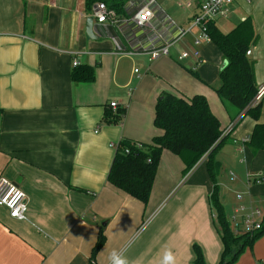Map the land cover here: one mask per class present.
Instances as JSON below:
<instances>
[{"label": "crops", "instance_id": "obj_1", "mask_svg": "<svg viewBox=\"0 0 264 264\" xmlns=\"http://www.w3.org/2000/svg\"><path fill=\"white\" fill-rule=\"evenodd\" d=\"M156 1L160 19L169 16L180 26L198 11L197 0ZM187 1L194 3L191 8L180 6ZM97 3L0 0V176L28 197L27 220L11 217L0 205V264H91L101 231L105 242L95 264H112L113 251L129 264H161L166 251L173 264H196V245L207 264H219L224 245L210 203L213 182L206 161L185 174L182 159L165 150L144 203L108 182L112 145L121 139L149 144L161 134L154 124L161 93L202 94L226 128V140L216 151L226 214L244 204L258 207L264 217V183H247L250 174L264 175V148L256 151L242 141L257 121L244 116L233 127L241 115L236 117L237 110L216 91L227 59L211 40L200 46L196 68L193 56L181 58L192 49L197 29L167 56L151 60L146 52L122 53L119 41L130 48L132 36L142 38L140 29L123 22L130 7L117 13L114 24L94 17L90 37L86 22ZM229 11L215 21L224 32L251 17L258 33L249 56L264 123V0H234ZM75 60L94 67L93 81L73 80ZM112 101L125 108L119 122L105 119L117 111ZM234 264H264V234Z\"/></svg>", "mask_w": 264, "mask_h": 264}, {"label": "trees", "instance_id": "obj_2", "mask_svg": "<svg viewBox=\"0 0 264 264\" xmlns=\"http://www.w3.org/2000/svg\"><path fill=\"white\" fill-rule=\"evenodd\" d=\"M95 2H105L120 13L124 11L128 0H86L88 7ZM208 32L211 41L228 61L220 71L221 84L216 91L226 106L237 110L236 117L241 115L238 121H234L233 127L244 116H251L257 121L249 144L253 150L262 149L264 123L259 122L262 102L256 101L259 87L255 78V61L247 55V51L258 38L254 22L251 17H247L228 32H224L215 21H212L208 23ZM72 78L75 82H91L95 78L94 67L77 65L72 72ZM124 117L125 108L118 107L115 114L107 113L105 119L107 122H119ZM154 124L161 130V134L156 135L151 143L121 139L116 144V152L107 176L108 182L147 203L165 150L182 159L185 174L205 158L203 162L206 161L213 182L210 203L224 245L219 264H234L240 255L264 234V219L261 229L253 233L244 232L240 227L232 225L224 210L218 182L221 163L216 157V151L226 140V128L212 111L206 96L196 94L186 97L172 92L160 94ZM104 242L105 236L101 231L93 249L91 264H95V255ZM195 251V263L207 264L198 245Z\"/></svg>", "mask_w": 264, "mask_h": 264}, {"label": "built area", "instance_id": "obj_3", "mask_svg": "<svg viewBox=\"0 0 264 264\" xmlns=\"http://www.w3.org/2000/svg\"><path fill=\"white\" fill-rule=\"evenodd\" d=\"M234 0H197L198 11L193 16L190 23L185 26H180L174 22L169 16H166L163 20L159 15L161 11L158 8L156 0H129L125 4L126 7H130L128 11L129 16L123 19L124 23L129 26L140 29L142 32V38H136L132 36L135 41L131 42L130 48H124L121 41H117L118 50H122V53L137 54L146 52L150 55V59L154 60L161 56H167L170 54L171 47L178 41L193 33L195 29L198 33L194 35L192 49L190 51H183L181 58H187L193 56L197 61V64L201 61L200 46L204 41L211 40L208 32V23L216 21L218 18H227L230 14L229 5ZM194 3L187 1L181 3L183 8H191ZM124 8V9H125ZM166 15V14H165ZM161 16V15H160ZM99 23H117L119 21L118 14L115 9L109 7L105 2H98L94 15ZM165 22V24H163ZM163 24V25H162ZM174 29L173 32H169ZM121 45V46H120ZM251 54V50L247 51V55ZM74 66L79 65V61L73 62ZM138 68L135 69L138 72ZM261 97V92L257 94L256 100ZM110 107L117 109L119 104L116 101L110 103ZM251 135L245 136L243 143L249 142ZM112 146H117L116 143ZM205 160L202 159L200 162ZM231 178L235 179L236 175L231 172ZM247 183H264V175H248ZM243 194L238 193L237 198L243 199ZM0 205L5 206L9 215L18 220L28 219V197L26 192L15 182L9 180L4 176H0ZM262 211L258 207L247 206L241 204L235 209V213L229 217L234 227H240L244 232H255L262 228L263 222Z\"/></svg>", "mask_w": 264, "mask_h": 264}, {"label": "clouds", "instance_id": "obj_4", "mask_svg": "<svg viewBox=\"0 0 264 264\" xmlns=\"http://www.w3.org/2000/svg\"><path fill=\"white\" fill-rule=\"evenodd\" d=\"M110 260L112 261V264H129V261L119 255L117 252L113 251L110 255ZM174 257L170 251H166L163 256V260L161 261V264H173Z\"/></svg>", "mask_w": 264, "mask_h": 264}, {"label": "water", "instance_id": "obj_5", "mask_svg": "<svg viewBox=\"0 0 264 264\" xmlns=\"http://www.w3.org/2000/svg\"><path fill=\"white\" fill-rule=\"evenodd\" d=\"M94 31H95V29H94V17L89 16L87 18V22H86V32L90 37H92L94 34ZM227 63H228L227 60H225L223 67H225Z\"/></svg>", "mask_w": 264, "mask_h": 264}, {"label": "rangeland", "instance_id": "obj_6", "mask_svg": "<svg viewBox=\"0 0 264 264\" xmlns=\"http://www.w3.org/2000/svg\"><path fill=\"white\" fill-rule=\"evenodd\" d=\"M178 11H179V10H178ZM224 21H225V20H223V19H220V21H219V22H220V24H222V25H223V22H224ZM223 26H224V25H223ZM223 26L221 27V29H222V30H227V29H226V27H225V26L223 27ZM226 32H228V31H226ZM257 40H258V38H257ZM256 42H257V41H256ZM256 42H255V44H256ZM263 209H264V206H263Z\"/></svg>", "mask_w": 264, "mask_h": 264}]
</instances>
